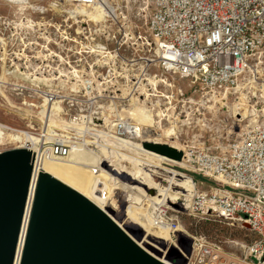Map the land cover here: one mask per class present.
Here are the masks:
<instances>
[{"label": "built area", "instance_id": "built-area-1", "mask_svg": "<svg viewBox=\"0 0 264 264\" xmlns=\"http://www.w3.org/2000/svg\"><path fill=\"white\" fill-rule=\"evenodd\" d=\"M130 2L136 16L113 12L98 22L86 19L78 37L80 47L75 49H52V36L66 26L55 29L50 23L42 27L45 47L32 42L14 44L17 28L29 35L36 24L26 17L0 14V72L10 81L0 80V86L17 89L21 96L18 111L27 117L34 112L41 117L36 130L32 126L2 130L13 145L0 153L24 150L31 154L25 210L32 181L34 187L28 213L38 177L45 173L44 163L65 161L75 149L91 152L105 148L109 154H121L131 151L123 141L140 140V148L145 142L158 144L141 140L146 137L144 129L123 112L133 104L135 93L142 97V104L150 97H163L165 81L158 80L161 75L153 70L187 80L192 93H200L202 98L230 95L242 82L255 85V80L264 77V0ZM105 3L0 0V8L43 13L52 5L66 13L70 6L92 9ZM132 19L137 22L134 27ZM58 35H63L61 42L68 40L64 31ZM144 82L149 87L140 94ZM55 85L64 87L65 95L51 90ZM83 104L87 107L82 108ZM49 105L59 108L50 127L44 124ZM186 151L180 163L218 183L193 193L191 211L224 223L245 224L255 236L247 244L230 242L226 252L202 235L183 233L192 241L187 264H264V123L241 132L223 152L192 146ZM148 214L156 228L166 229L175 239L180 231L178 217L166 204L151 203Z\"/></svg>", "mask_w": 264, "mask_h": 264}, {"label": "rangeland", "instance_id": "rangeland-1", "mask_svg": "<svg viewBox=\"0 0 264 264\" xmlns=\"http://www.w3.org/2000/svg\"><path fill=\"white\" fill-rule=\"evenodd\" d=\"M106 3L108 7L113 10L114 14L120 13V15L129 17L136 16V10L132 7L130 0H106ZM50 6L51 7L48 8L47 12L43 13L34 12L31 9L25 8H19L18 11H16V9H7L1 7V15H9L10 17H26V19H29L31 22L36 24L34 28H31L33 32L29 35L22 33V29L20 32V28H17V36L16 39H14L15 41L12 40V43L14 41V44L20 45L21 42H32L45 47L44 40H42V27L50 23L55 29L57 26H66V28L58 29L59 31L57 32L56 37H53L51 35L52 49H55L56 47L65 49H75L80 47L79 40H81V38L78 37H81V26L85 23L86 19L94 21L92 17L96 16L95 11L85 8L91 13V15L88 16L87 14L79 13L81 11L78 12L77 7L74 6L68 7L66 13L61 12L59 9L55 8L52 5ZM92 14L94 16H92ZM131 22L132 27H134V24L137 23L133 19L131 20ZM88 25L92 24L90 23ZM21 26H23V24H21ZM50 30H52V33L54 35H56L54 29L50 28ZM62 31L65 32V37L68 39L64 42H61V37L63 36L61 35ZM58 34H60L61 36H59ZM22 35H26L25 37L27 40H24V37ZM137 52H139L138 49ZM133 54L137 55L139 53ZM154 72L161 75L157 76L158 80L165 81V85L161 88L163 97H150L146 101V104H142V97L138 98L135 93L133 104L130 106V108L123 110V112H125L127 116L129 115L130 111L138 108V106L147 108L148 111H150L149 113L145 109V111L147 112L146 116H148V119H145V127L137 124L144 129V134L146 136L141 138V140H159L158 142L156 141L158 144L166 145L168 147H170L168 144L169 141H177L176 143L178 144V147L176 146L175 148H170L179 152L181 154V158L183 157L184 152H187V146L210 149L214 153H220L226 149L230 141L238 138V135L240 134H238V130L240 128L248 126L255 121H257L255 122L256 124H261L264 122V86L262 85L264 77L255 80V85L252 84L246 86L242 82V84L238 86V89H236L235 92L231 93L230 95L224 96L220 94L215 98H202L200 93H192L193 89L190 88V83L187 80L180 79L178 77H172L170 75H162V73L157 72L156 70L152 71V73ZM147 79L149 82L151 81V84H154L152 78ZM0 80L10 84V81L6 80L3 72H0ZM147 83L148 82H144V85L146 86L139 89L140 94L145 93V89L149 87ZM51 90L57 92V95L62 96L65 95L66 89L64 87H60L59 85H55V88L53 87ZM67 93L68 91H66V94ZM150 93L153 94L152 91H150ZM17 94H19V92L14 88V86H0V126L4 128H6L7 126L11 129L21 130H25L28 126H32V128L36 130L38 127H40L41 117L38 116L35 112L31 114V117H27L25 113L18 111L17 109L20 106L19 103L21 100V96H17ZM240 94L242 95L241 97H245L247 99V102H249L245 106V108L247 107L249 111L245 114V118L243 119H241L240 116L236 115L237 113H243V111H235L233 108L236 103H239ZM248 106L250 108H248ZM83 107L86 108L87 105L83 104L82 108ZM58 109L59 108L55 105H49V107L45 111V125H48V127L53 125V113ZM155 114L158 115L157 118L155 117ZM130 120L133 121L131 118ZM9 139L11 140V138L8 137V134L5 133L3 138L0 139V151L5 150L13 145L12 141H10ZM123 143L127 148L131 150L129 152L121 153L124 156L125 160L128 159L132 162H135L136 160H139L138 157L140 152L142 150H145L149 153L156 154L173 162L180 163L181 161V158L177 161L169 157L157 154L153 151H149L143 148V146L142 148L137 147V145L140 143V140L133 142L123 141ZM148 144H152V142ZM138 148L140 150H138ZM76 150L81 155L90 153L89 151H85L83 149H75V152ZM96 151L97 150H95L94 152ZM80 159H82L79 160L81 164L88 163L87 161L83 160V158L80 157ZM122 163L123 165H125L124 161L121 162V164ZM110 164H113V168L118 167L116 163L113 162H104L99 165L97 161L93 162L92 166L96 167L98 165V167H100L106 173L113 174L110 171L111 168L108 167V165ZM159 165H161L163 169H166L168 172H171V174H173L171 175L170 173L157 171L156 175H152V178H157L155 179L157 180V183L165 189L171 187L169 178L172 177L180 179L181 181L189 179L192 182L194 192L204 191L210 186L213 187L218 185L215 180L203 177L198 173L192 172L191 170L183 166L182 163L181 165L174 166V164L164 161ZM148 169L150 168H145L143 169V171L146 172V170ZM178 176H183V178H180ZM121 179L128 182V179H126L125 176H122ZM129 183L133 184V182ZM173 191H175V189H173ZM148 193V195L154 196L156 191L152 190ZM137 200H139V205H135V207L140 209L141 215L149 217L148 206L144 204L143 198H139ZM184 204V199L180 198L176 205L171 206V208L169 207L170 212L178 217L180 232L183 231V233H186L187 235H202L210 241L220 244L222 249L226 252L229 251V243L232 241L247 244L255 239V236L249 231L248 226L245 224L240 225L236 222L224 223L214 217H206L200 214H196L191 211V205L185 210L182 209V205ZM127 207L128 204L123 205L121 207L122 211L124 212ZM130 237L134 240V242H136V244H138V236L136 231H134V233L130 235ZM148 241L151 245H155L150 240ZM156 246L159 249L161 248L158 245ZM162 247L166 246L163 245ZM145 250L153 254V252H151L148 247H145Z\"/></svg>", "mask_w": 264, "mask_h": 264}, {"label": "water", "instance_id": "water-1", "mask_svg": "<svg viewBox=\"0 0 264 264\" xmlns=\"http://www.w3.org/2000/svg\"><path fill=\"white\" fill-rule=\"evenodd\" d=\"M145 144L148 143L142 146L147 149ZM23 152L28 155L27 168L20 158L0 153V264H13L25 215L31 154ZM125 231H136L138 241L147 238L134 225ZM125 231L84 197L42 173L35 185L19 264H164L145 252ZM174 236L172 250L165 241L149 238L155 244L151 245L155 248L152 252L161 256L165 250L174 264H187L192 241L180 232Z\"/></svg>", "mask_w": 264, "mask_h": 264}, {"label": "bare ground", "instance_id": "bare-ground-1", "mask_svg": "<svg viewBox=\"0 0 264 264\" xmlns=\"http://www.w3.org/2000/svg\"><path fill=\"white\" fill-rule=\"evenodd\" d=\"M105 3V0H104ZM78 12L81 14L91 15L89 11L84 8L77 7ZM92 10L95 11L96 16L92 14L94 22L100 21L105 15H112L113 11L109 8L106 3L101 6L95 5ZM100 12H99V11ZM105 14V15H104ZM150 80V79H149ZM247 78H245V82H247ZM151 82V81H150ZM149 82V83H150ZM151 84V83H150ZM153 84V83H152ZM242 90V89H241ZM240 93V92H239ZM263 95V94H262ZM239 103L234 105L235 111H243V113H237V116H240L241 119L245 118V114L249 111L245 106L249 103L247 99L241 97ZM262 98V96H261ZM216 101V100H215ZM222 101V99H221ZM224 105V104H221ZM248 108H250L248 106ZM264 110V109H263ZM262 110V111H263ZM147 112L145 108L138 106V108L133 109L129 112V117L138 125L143 127L146 122L145 119H148L146 116ZM154 122V121H153ZM257 122V121H255ZM255 122H252L248 126L240 128L238 130V134L248 130L250 128H254L257 125ZM264 123V122H263ZM4 127L0 126V139L3 138L2 130ZM144 133V132H143ZM27 139L28 135H25ZM34 139V138H33ZM157 142L159 140H156ZM177 142V141H176ZM175 141L170 142L169 146L175 148L178 144ZM128 144V143H126ZM137 145V144H135ZM139 147V145H137ZM178 147V146H177ZM135 148V147H134ZM140 148V147H139ZM83 158V160L87 161V164H81L79 160ZM138 157V156H137ZM139 160H134L132 162L130 160H125L122 154H109L107 149L101 148L96 152L91 151L88 154L81 155L80 153L75 152V150L70 154L69 158L65 161L60 162H46L43 164V171L50 175L53 179L69 188L70 190L76 192L80 196L84 197L87 201H89L92 205L101 210L104 214H106L121 230L125 231V229L129 226L138 227L142 230L147 238L142 239L140 241L137 240V243L145 252V247H148L151 252L152 249L149 238L159 239L161 241H165L168 249L172 250L174 247V239L168 233V231L164 228H156L154 224L150 220L149 217H145L140 214V209L135 207L139 204V198H143L144 204L149 206L151 203L156 202L160 204H166L171 208L178 203L180 198H183L185 204L182 205V209L189 208L192 203L193 198V185L192 182L187 180L176 179L175 177L169 178L171 182V187L165 189L157 183V178H152V175H156L157 171L168 172L166 169H163L161 162L167 161L175 165H181V163L173 162L167 160L161 156H158L153 153H149L145 150H142L138 157ZM97 161L100 165L101 163H116L117 168H113V164L108 165L111 168V173H106L103 171L98 165L93 167V162ZM125 162L121 164V162ZM145 168H150L148 170L143 171ZM148 172V173H147ZM159 174V173H158ZM173 175V174H171ZM122 176H125L127 181L121 179ZM183 178V176H178ZM130 180V181H129ZM169 181V180H168ZM133 182V184L129 183ZM34 187V181L31 183V188L29 192V197L27 200V208L25 210V215L23 217L21 231L19 234L14 261L13 264H19L20 254L23 247L25 230L27 226L28 219V209L29 204L31 202L32 191ZM175 189V191H173ZM156 191L154 196L148 195L150 191ZM128 204V207L122 211V206ZM126 232V231H125ZM180 232V231H179ZM129 236L133 233L126 232ZM183 233V232H180ZM167 249V250H168ZM153 257L157 258L160 262L164 264H174L173 257H170L167 252L160 255L151 254L147 252ZM158 253V252H157Z\"/></svg>", "mask_w": 264, "mask_h": 264}, {"label": "trees", "instance_id": "trees-1", "mask_svg": "<svg viewBox=\"0 0 264 264\" xmlns=\"http://www.w3.org/2000/svg\"><path fill=\"white\" fill-rule=\"evenodd\" d=\"M147 149L159 153L161 155L164 156H168L170 158L173 159H179L180 158V153H176L173 150L169 149L168 147L165 146H154L151 144H145L144 145ZM24 150H8V151H4L3 153H9L12 154L11 157H15V158H20L22 160V164L24 165V168H27L28 165V155L25 154V152H23Z\"/></svg>", "mask_w": 264, "mask_h": 264}]
</instances>
